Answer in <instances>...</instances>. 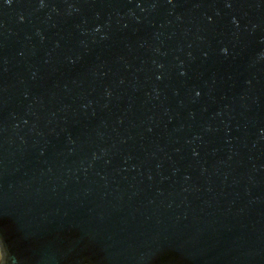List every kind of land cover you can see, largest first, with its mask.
I'll return each instance as SVG.
<instances>
[{"label": "water", "instance_id": "1", "mask_svg": "<svg viewBox=\"0 0 264 264\" xmlns=\"http://www.w3.org/2000/svg\"><path fill=\"white\" fill-rule=\"evenodd\" d=\"M0 264H264V0H0Z\"/></svg>", "mask_w": 264, "mask_h": 264}, {"label": "snow or ice", "instance_id": "2", "mask_svg": "<svg viewBox=\"0 0 264 264\" xmlns=\"http://www.w3.org/2000/svg\"><path fill=\"white\" fill-rule=\"evenodd\" d=\"M4 2H5V3H9V2H11V0H4Z\"/></svg>", "mask_w": 264, "mask_h": 264}]
</instances>
